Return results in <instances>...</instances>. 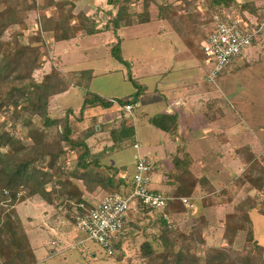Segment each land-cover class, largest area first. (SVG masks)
<instances>
[{
  "label": "trees",
  "instance_id": "obj_1",
  "mask_svg": "<svg viewBox=\"0 0 264 264\" xmlns=\"http://www.w3.org/2000/svg\"><path fill=\"white\" fill-rule=\"evenodd\" d=\"M107 1L116 8L115 17L109 22L114 30L152 19H163L182 38L185 36L181 29L189 25L188 16L183 11L192 8L197 1L202 2L207 14L202 20L206 24L212 22L215 13L225 8L240 15L247 12L258 22L264 19L263 0H174L175 3H156L153 12L150 3H154V0H142L141 12H130V0ZM72 5L69 0H0V264L36 263L27 228L17 217L14 207L17 202L39 195L46 204L64 210V216L69 218L74 208L83 212L93 207L94 203L88 200L87 195L96 189L105 191L106 195L128 192L131 188V182L125 180L126 176L119 174L117 168L102 164L99 155L89 146L88 139L98 133V122L95 116H85V111L97 106H118V115L113 119L118 125L109 131L113 142L109 150L133 145L134 128L124 108L126 105L134 108L145 90L144 86L134 81L128 72V79L136 90L129 96L114 98L116 104H113L110 98L89 90L93 76L91 69L60 70L51 66L39 79L34 78V72L48 59L50 47L43 32L50 33L53 41H60L75 37L78 32L92 35L101 31L97 22L83 11L71 14ZM50 9H53L52 14L48 15L46 11ZM31 10L39 12L41 27L36 29L35 34H27L23 38V31L28 28L24 20ZM260 41L264 42V37ZM119 45V40L111 43V54L128 66ZM70 87H78L83 91L78 114L68 109L63 116H50V98ZM69 117L74 118L70 120ZM150 119L158 128L169 133L175 132L178 127L175 114ZM70 153L74 155L73 163L69 161ZM262 161L253 153L250 154L236 183H247L251 189L261 191L264 188ZM185 165L182 159H178L174 165L179 170L178 178L183 182V188L178 189L173 196H190L192 193V181L195 178ZM222 193L229 194L227 191ZM231 202L228 199L219 205L226 206V210ZM177 203L181 204L179 201L167 202L163 210L164 217L167 213L180 212ZM203 203L206 207V199ZM257 204L254 200H243L235 204L233 210H227L222 220V237L226 245L206 249L202 255L198 253V248L205 243L202 231L207 221L204 218L200 217L188 233H178L177 236L181 234L182 237L177 241L174 222L171 225L159 218L156 220L159 233L155 235V240L160 242L162 253L155 250L152 241L145 240L140 245L138 257L145 264H264V247L255 241L249 217V212ZM260 214L264 215V203H260ZM132 221L128 222V226ZM72 222L75 223L74 218ZM241 231H245V244L236 247L235 239ZM125 232L113 244L116 250H121ZM176 242L179 246L177 249ZM248 242L251 247L247 246Z\"/></svg>",
  "mask_w": 264,
  "mask_h": 264
},
{
  "label": "rangeland",
  "instance_id": "obj_2",
  "mask_svg": "<svg viewBox=\"0 0 264 264\" xmlns=\"http://www.w3.org/2000/svg\"><path fill=\"white\" fill-rule=\"evenodd\" d=\"M154 1V3H150L151 12L155 10V4L158 2H174V0ZM244 1L246 0H239V2ZM85 2V4L90 5L92 9L90 10L83 5L82 7L88 9L86 12L91 20L97 22V27L103 30L108 26L110 29L103 30L99 35L90 36H82L78 32L75 37L57 42L55 53L60 58V64L58 61L59 59H51L48 52L47 61H49V63H44L40 69L36 70L34 72V78L39 79L44 72L50 70L51 66H55L60 70L74 71L91 68L96 73L93 85H91L92 88L102 91H122L124 87L131 86V84H129L130 80L128 79L130 64H128V67L116 60L111 54V46H106V42L110 40L116 41L118 37H124L121 55L125 57L126 61L133 59L135 67L139 69L142 63H149L153 55L151 52L152 43L160 40V38L156 36V28L166 23L150 20L147 23L123 28L115 32L109 22L115 17L116 8L110 5L107 0H87ZM92 2L94 4H92ZM129 5L130 12H141L143 10L142 0H130ZM232 12L235 13L236 11ZM46 13L51 15L52 11L47 10ZM183 13L188 16L187 22L192 26L193 35L195 34L196 43H198V41H201V38H204L209 27V24L202 21L204 17L207 16L202 2L197 1L192 8H186ZM71 14L74 15V12ZM39 16L38 11H29L26 16L27 18L24 20L28 28L23 31V38L27 34H35L37 28L40 29ZM43 34L48 47H50V51L53 41L51 34L44 32ZM246 54H249V56L245 57ZM200 55L201 50L199 47H196V56ZM53 62L57 65H53ZM142 69H145V67ZM106 72L110 74L109 77H104ZM107 81L111 84L108 85ZM211 85L214 90H216L217 94H219L220 100L224 105L227 104L229 107L231 104L238 112L242 108L249 110L247 111L248 120L243 118L242 115H239L240 117L237 116L240 127L246 124L247 121L253 133L259 131V133L264 134V42L249 47L240 62L238 64L229 65L214 79ZM125 89H129V87ZM50 99H52V101H49L50 116H63L68 109H72V111L74 110L75 113L78 114V110L82 104L83 91L78 87H70L67 92L55 95ZM242 111L246 112L245 110ZM117 112H119V109H117ZM73 118L71 117L70 120H73ZM80 124L83 125L85 123ZM54 131L53 129V132ZM237 135L240 136L241 133ZM107 136L108 133L106 132L91 137L89 142L92 143L90 144L93 146V149L97 144L96 140L98 138L103 137L107 139ZM263 140L264 136L262 141ZM237 141L238 139L233 140V143ZM26 142L29 141L26 140ZM244 148V145L237 146L238 150H242V156L246 159L252 153H249V151ZM146 151V146L139 148V153L142 155H146ZM258 152L260 153L256 154V158L261 161L263 159L262 164H264V146H262L261 151ZM69 161L70 163L74 162L73 153H70ZM239 172L242 173L243 170ZM124 175L126 176V181H131L130 174L125 173ZM167 179L173 180L175 177L169 175ZM238 186V192L230 193L228 190L227 192L229 194L220 193L217 195L206 189L204 191L193 192L189 199V206L177 203V206L180 207V212L175 214L167 213L166 215L168 217H164L165 214L163 211L155 212L141 207L135 211H130L128 217L129 219H133L132 224L126 227L127 235L126 232L123 231L125 232V237L122 242L121 250H116L112 255L103 253L102 249L97 244L85 240V235L76 229L75 219L81 213L77 208H74L70 212V217L67 218L64 216V210L60 208H55L53 205L48 204H45V207H43L44 200L39 195H34L32 199H29L28 203L30 202V204H25V201H27L25 199L17 202L14 207L18 220L21 221L23 225L28 224L30 229H33V231L41 236V239L36 242L33 241V238L31 239L33 245L39 248L36 252L37 261L35 264H145V262L141 261L138 257L142 242L145 240L152 241L155 250L160 252V254L163 250L160 242L155 240V235L159 233V224H156V220H159V218L165 219V221L171 225H173L172 222H174L177 227L175 241L182 237L181 234L177 236L178 233H188L191 226L197 223L200 217L204 218L205 221H207V226L202 231V237L205 243L198 248V253L202 255L206 249L226 245V240L222 237V220L227 210H233V206L243 200H254L258 202L256 207L249 212V217L251 219L253 237L258 244L264 247V215L260 214V203H264V197L262 196L264 194V188L261 191H256L255 189H251L247 183ZM104 194L105 191L103 192L100 189H96L95 192L87 195V198L89 196L90 200L96 203ZM204 199L207 201L206 207L203 203ZM228 199L232 201L231 207L226 210L218 209V206H220L219 204L228 201ZM43 214L47 215V217H45V225L42 221ZM73 218L75 223L72 222ZM49 223L54 230H50L47 227ZM244 238L245 231H241L235 239V246H243L245 244ZM246 244L248 247H251L250 242ZM178 247V243L176 242L175 249ZM50 248H52L54 252H51Z\"/></svg>",
  "mask_w": 264,
  "mask_h": 264
},
{
  "label": "crops",
  "instance_id": "obj_3",
  "mask_svg": "<svg viewBox=\"0 0 264 264\" xmlns=\"http://www.w3.org/2000/svg\"><path fill=\"white\" fill-rule=\"evenodd\" d=\"M69 1L73 4L72 12L74 13L81 10L87 14V8L92 9L90 5L85 4L87 0ZM92 4L94 3L92 2ZM82 5L87 8H83ZM52 10L50 9V11ZM152 20L166 24H161L160 27L156 28L155 33L160 40L152 43L151 52L153 55L149 63L141 62V68L137 69L133 59L127 61L130 64L132 78L145 88L130 114L134 128V144L125 145L122 149L109 150L113 143L109 137V131L118 125L113 119L117 116V109L119 108L116 105L108 108L97 106L87 109L85 116H95L98 122L96 125L97 134L107 132L108 136L107 139L103 136L96 140L97 144L94 149L92 146L93 152L99 155L102 164L117 168L121 175L128 173L132 178L136 155H142L139 153V148L146 146V155L143 154L142 156H147L153 165L150 187L168 196H173L178 189L182 190L183 188V182L178 178L179 170L174 166L178 159L180 161L181 159L184 160L190 175L195 178L192 181V183L194 182L192 193L204 191L205 189L211 190L210 192L217 195L228 190L230 193H236L239 190L236 180L241 174L239 171L244 170L246 161L242 156V150H238L237 146L244 145L249 153L259 154L258 151H261L262 146H264V140L262 141L264 134L259 133V131L253 133L247 121L246 124L239 126L237 116L242 115L243 118L248 120L247 111L249 110L240 107L241 110L238 112L231 104L228 107L227 104L224 105L221 102L219 94L211 85L212 82L206 78L208 64L205 62L201 50L203 38L196 43L192 26L188 25L183 30L181 29L185 36V38H182L168 21L163 19ZM135 25L138 24L111 30L116 32ZM107 29H110V27L103 30ZM103 30L101 29V31L92 35H99ZM117 40H119L122 53L124 37H118ZM114 41L106 42V46H111ZM57 42L59 41H52L49 55L51 59L58 58L60 64V58L55 53ZM196 47L201 50L200 56H196ZM243 55L233 60L230 65L238 64ZM247 56L249 54H246L245 57ZM122 57L125 60L123 55ZM48 63L49 61L45 62V64ZM53 65L57 64L53 62ZM144 67L145 69H142ZM91 70L93 76L89 84V90L97 95L114 99L129 96L136 90L131 81L129 83L131 86H128L129 89H125L128 88L126 86L122 91H102L92 88L91 85H93L96 73L93 69ZM104 75V77L110 76L108 72ZM107 83L108 85L111 84L109 81ZM173 114L176 115L178 124L176 131L173 133L158 128L150 119L160 115ZM239 133H241L240 136L237 135ZM236 139L238 141L233 143V140ZM89 141L90 139L87 142L91 146L92 143ZM135 144H137V147H135ZM169 175L174 176L175 179H167ZM187 197H191V195ZM29 199H26L25 204H30V202L28 203ZM88 200L92 201L89 196ZM43 203V207H45L46 203L44 201ZM231 203H229L227 209H229ZM225 208L224 205L218 206V209L225 210ZM45 217L47 215L43 214L42 221L44 225L46 223ZM24 225L27 228V236L36 257L39 248L33 245L31 239L33 238V241L36 242L41 239V236L30 229L28 224ZM47 227L54 230L50 223ZM50 251L54 252L52 248H50Z\"/></svg>",
  "mask_w": 264,
  "mask_h": 264
},
{
  "label": "built area",
  "instance_id": "obj_4",
  "mask_svg": "<svg viewBox=\"0 0 264 264\" xmlns=\"http://www.w3.org/2000/svg\"><path fill=\"white\" fill-rule=\"evenodd\" d=\"M263 37L264 19L258 22L251 14L245 12L240 15L230 8L215 13L201 42L203 57L208 64L207 80L213 82L249 47L259 45ZM110 101L116 104L115 99ZM124 109L126 114H131V105H126ZM152 170V162L147 156L136 155L130 190L108 193L92 208L85 209L76 217V229L85 235V240L94 242L103 253L112 255L116 251L113 244L124 233L131 220L128 217L130 211L141 207L162 212L168 201H179L182 205L189 206L190 197L168 196L152 189Z\"/></svg>",
  "mask_w": 264,
  "mask_h": 264
}]
</instances>
